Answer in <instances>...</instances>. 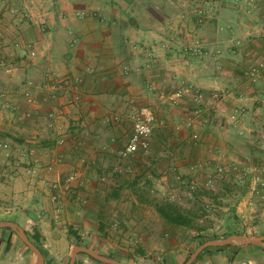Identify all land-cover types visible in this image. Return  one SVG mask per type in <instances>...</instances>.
Returning a JSON list of instances; mask_svg holds the SVG:
<instances>
[{
	"label": "rangeland",
	"instance_id": "rangeland-1",
	"mask_svg": "<svg viewBox=\"0 0 264 264\" xmlns=\"http://www.w3.org/2000/svg\"><path fill=\"white\" fill-rule=\"evenodd\" d=\"M127 2L131 11L125 9ZM113 3L128 12L123 14L124 19L120 18L125 26L152 31L154 46L150 50L138 41L141 32L135 36L132 32L130 36L132 54L137 59L130 65L131 72L142 70L139 74L134 72V80L141 85L151 84L146 88L147 96L141 99L148 101H134L129 108L132 111L134 107L149 106L157 125L148 151L122 157L119 152L131 131L125 144L120 143L112 151L103 173L94 178L100 183V190L95 194L87 189L83 194L71 187L77 174L73 171L62 176L64 171L58 172L57 168L55 171L57 161L53 160V151L46 149L45 140L48 141L54 118L50 114L56 106L61 107L55 102L56 97L65 93L46 86L49 75L59 76V71L50 68L53 66L48 64L50 53L37 44L45 32L42 26L48 25L46 21H36L32 7L40 3L0 0V220L16 221L33 235L38 229L35 221L43 218L52 237L44 247L47 264H69L72 247L76 245L70 228L74 223L79 224L83 245L127 264H183L202 242L221 238L230 230L249 236L264 235V101L260 108H254L257 105L254 101V107L248 109L253 116L249 119L252 126H247L245 132L237 131L244 141L224 148L207 142L202 134L212 128L223 131L225 124L240 123L239 113L243 116L244 111L236 107L227 112L219 105L212 108L209 103L212 93L200 106L201 114L194 118V125L187 127L185 121L194 115L197 106L192 93L174 97L181 85L193 84L204 92L186 77L188 74L178 71L190 66L187 61L195 58L192 56L206 58L211 51L215 52L217 48L210 49L213 44H226L236 50L235 57L230 59L241 64L238 69L243 72L244 81L256 84L259 71L264 70V62L257 61L264 55L261 40L264 32L257 27L264 26V0H114ZM94 17L100 21L103 18ZM107 21L108 26H114L110 15ZM210 26H229L230 31H214ZM64 49L54 48L52 56L57 57ZM147 71L153 76L149 82L142 79V72ZM153 85L158 87L152 89ZM229 91H214L220 93L217 103L221 105ZM233 97L234 94L230 98ZM130 113L126 112L127 116ZM194 131L200 135L198 140L193 138ZM182 133L186 134V141H182ZM162 137L166 143L160 144L158 139ZM56 140L51 144L52 150L53 145L64 142ZM189 150L193 159L188 156ZM57 173L64 183L57 179ZM166 200L188 210L194 227L167 222L155 208L157 202ZM25 210L40 216L28 220ZM3 230L10 233L16 249L20 247L32 254L14 231ZM9 244L6 249L11 246L10 241ZM5 245H0V254ZM75 264L106 263L78 253ZM193 264H264V248L255 244L212 247L202 251Z\"/></svg>",
	"mask_w": 264,
	"mask_h": 264
},
{
	"label": "crops",
	"instance_id": "crops-1",
	"mask_svg": "<svg viewBox=\"0 0 264 264\" xmlns=\"http://www.w3.org/2000/svg\"><path fill=\"white\" fill-rule=\"evenodd\" d=\"M38 1L39 6L32 7L37 16L36 21H46L48 25L42 26L45 32L41 36L42 41H38L37 44L44 46L47 53H50L48 64L55 67L50 68L59 71V77H77L80 80L75 89L71 87L69 90H61L60 94H65L56 97L55 102L61 104V107L54 108L53 126L49 128L48 141L45 140L48 143L46 149L53 151L51 155L54 156L53 160L57 161L55 171L56 168L58 172L64 171L62 176L69 175L73 171L77 174L75 181L71 182L72 188L82 190L83 194L88 190L95 191L96 194V190H100L98 188L100 183L94 178L103 173V166L112 156V151H115L120 143L124 145L133 130V122L127 116L128 112H131L129 107L134 101H148L141 99L147 96L146 88L151 84L148 80L153 79L151 73L147 71L142 72V79L149 82L147 85H141L134 80L133 75L137 71L131 72L133 66L130 65L137 59L132 54L131 33L133 32L132 36H135L141 32L142 36L138 41L147 45L150 50V46H154L152 31L140 26H125L124 21L120 20L125 18L124 13L128 14L127 11H131L128 2L125 4L127 11L124 12L120 6L113 3L114 0H52L49 4L44 3L45 0ZM109 15L114 26L107 24ZM56 16L58 20H55ZM94 16L103 18L100 21ZM257 27L264 32V26ZM160 28L164 29V26ZM229 28V26L212 27L214 31L221 30L224 33L230 31ZM261 40L264 41V38ZM56 47L66 49L57 57H53L52 51ZM210 47L212 50L217 49L215 52L211 51L206 58L205 55L192 56L195 58L191 62L187 61L190 66L185 67V70H179L178 73L188 74L189 76L186 77L194 81L208 98L214 91L230 90L231 93L225 96L221 105L211 98L209 103L212 108L219 105L221 110L223 107L227 112L240 107L244 111L243 116L239 113L240 123L234 122L235 124L230 126L225 124L223 131L212 128V131L202 134V137L204 136L207 142L213 141L216 147L221 145L224 148L233 147L235 146L232 145L233 143L244 141L242 136H238L237 131L245 132L247 126H252L249 119L253 116L251 117V110L248 109L253 108L255 102L257 105L255 104L254 108H260L264 101V70L259 71L260 76L256 79V84H251L249 80L244 81L245 76L238 69L241 64H235L230 59L235 57L233 52L236 50L228 48L226 44H213ZM217 50L221 53L219 54ZM257 61L264 62V55ZM126 69H130V72ZM138 69L142 71L141 68ZM146 69L144 67L143 71ZM171 74L174 77V72ZM152 83L155 84L154 81ZM156 85H153L152 89H156L158 87ZM232 94L234 97L230 98ZM226 115L230 120L231 115L228 113ZM36 126L39 129V126ZM32 130L36 131L37 128ZM58 139L64 141L63 144L53 145L52 150L51 144ZM181 139L186 141L185 133H182ZM158 142L166 143V138H159ZM188 156L193 159V152L190 156L189 150ZM59 174L56 175L57 179H61ZM61 182L64 183L63 178ZM36 216L40 215L36 212ZM28 220L32 219L28 217ZM35 222L38 223L37 228L44 238V248L52 237L46 230L43 218ZM2 231L4 230L0 232L2 238L0 245H6L0 254V264H34L32 254H28L20 247L16 249L17 244L10 233ZM9 241L11 246L6 249ZM45 254L44 250L43 255ZM15 257L18 258L17 262ZM44 264H47L46 259Z\"/></svg>",
	"mask_w": 264,
	"mask_h": 264
},
{
	"label": "built area",
	"instance_id": "built-area-1",
	"mask_svg": "<svg viewBox=\"0 0 264 264\" xmlns=\"http://www.w3.org/2000/svg\"><path fill=\"white\" fill-rule=\"evenodd\" d=\"M32 54H35V52H32ZM79 78H61L59 76H56L55 74L49 75V82L46 86H50L52 91L55 89V91L59 90H65L70 89L71 87H68L70 84H73L72 89H75L79 82ZM51 91V92H52ZM187 93H192V99L194 103L197 105L195 108L194 115L190 116L185 121V125L187 127H192L195 123V117L201 114V105L204 104V102L207 100V96L204 92H202L200 89L196 88L193 84H187V85H181L177 88V90L174 92V97L182 98ZM27 95H30L29 92H26ZM55 97V95H52ZM220 93L214 92L211 96V99L214 102H217L218 99H220ZM75 98H78L77 96H74ZM215 108V106H214ZM51 116H54V112L50 114ZM130 119L133 122V130L131 135L129 136V139L127 140L126 145L122 150H120V155L122 157H132L139 151H148L150 147V141L152 139V136L154 134V128L157 125V120L155 117V114L153 110L149 106H141V107H134L129 115ZM234 117V116H233ZM161 124L163 121L161 120ZM181 126H178V129H180ZM193 138L198 140L200 138V135L197 131L193 132ZM60 142H62L60 140ZM130 170V166L128 167ZM67 180H70V178H67ZM68 182V181H67Z\"/></svg>",
	"mask_w": 264,
	"mask_h": 264
},
{
	"label": "water",
	"instance_id": "water-1",
	"mask_svg": "<svg viewBox=\"0 0 264 264\" xmlns=\"http://www.w3.org/2000/svg\"><path fill=\"white\" fill-rule=\"evenodd\" d=\"M1 228H10L14 231L18 237L29 247L30 251L34 255L35 264H44L45 258L40 250L33 241L30 239L29 235L26 232V229L22 227L18 222L13 220H0V229ZM249 245L255 244L264 248V235L260 236H249L245 234H231L221 238L210 239L203 242L198 248L190 255V257L183 264H193L201 252L208 247H219L225 245ZM78 253H85L91 256L92 258L106 263V264H127L120 261L119 259L109 257L104 254H100L90 248L89 246L83 244H76L72 247L71 258L69 264L76 263V255Z\"/></svg>",
	"mask_w": 264,
	"mask_h": 264
},
{
	"label": "trees",
	"instance_id": "trees-1",
	"mask_svg": "<svg viewBox=\"0 0 264 264\" xmlns=\"http://www.w3.org/2000/svg\"><path fill=\"white\" fill-rule=\"evenodd\" d=\"M155 208H156L157 212L169 223L176 224V225H184V226H188V227H194V219L190 216L189 211L182 208L180 205L176 204L175 202H172L169 200H166L163 202H157L155 204ZM25 212H26V215L28 217H30L32 220L37 219L36 213L34 211L25 210ZM78 225L79 224L74 223L71 225L70 228H71V232H72L73 236L75 237L76 244H82L83 238L78 233ZM3 229H10V228H1L0 230H3ZM26 232L29 235L30 239L33 241V243L37 247H39L40 250L42 251V253L44 254V248H43L44 238H43L42 234L39 232V230L37 229L33 235L27 230H26ZM231 234H242V233L240 231H237V230H230L228 234H225L222 237H224L226 235H231ZM9 245L10 244L8 243L7 248L9 247ZM24 245L29 249V247L26 244H24ZM250 245L252 246L254 244H250ZM250 245H248V246H250ZM225 246H231V245H225ZM225 246H219L217 248H222ZM236 246H238V245H236ZM210 248H212V247H208V248H206V250H208ZM44 256H45V259H47L46 254Z\"/></svg>",
	"mask_w": 264,
	"mask_h": 264
}]
</instances>
